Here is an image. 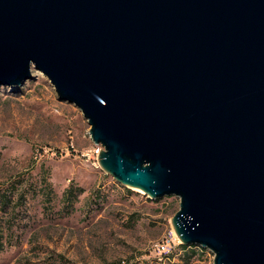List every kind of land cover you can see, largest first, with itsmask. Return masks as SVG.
I'll return each instance as SVG.
<instances>
[{
  "label": "water",
  "instance_id": "95a60500",
  "mask_svg": "<svg viewBox=\"0 0 264 264\" xmlns=\"http://www.w3.org/2000/svg\"><path fill=\"white\" fill-rule=\"evenodd\" d=\"M32 68L182 244L264 264V0H0V86Z\"/></svg>",
  "mask_w": 264,
  "mask_h": 264
},
{
  "label": "rangeland",
  "instance_id": "374dc122",
  "mask_svg": "<svg viewBox=\"0 0 264 264\" xmlns=\"http://www.w3.org/2000/svg\"><path fill=\"white\" fill-rule=\"evenodd\" d=\"M89 128L37 69L0 86V264H213L175 233L179 198H150L103 170Z\"/></svg>",
  "mask_w": 264,
  "mask_h": 264
},
{
  "label": "trees",
  "instance_id": "16d2710c",
  "mask_svg": "<svg viewBox=\"0 0 264 264\" xmlns=\"http://www.w3.org/2000/svg\"><path fill=\"white\" fill-rule=\"evenodd\" d=\"M45 183H46V181H44ZM46 186H47V183H46ZM50 189H49V193H50ZM66 194L63 196L64 198H65V201H67L69 204L71 203L70 201H71V199H72V197H74V192L72 191V188H68V190L65 192ZM6 194L3 192H0V203L2 202V201H4V200H6ZM196 246H189V249H196L195 248ZM193 251H198V250H193ZM200 251L201 252H204V250L203 249H201L200 248Z\"/></svg>",
  "mask_w": 264,
  "mask_h": 264
}]
</instances>
